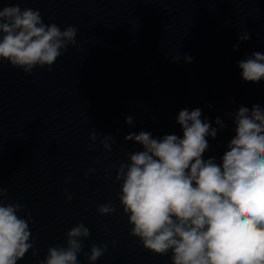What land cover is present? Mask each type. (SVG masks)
Masks as SVG:
<instances>
[{"label":"water","instance_id":"95a60500","mask_svg":"<svg viewBox=\"0 0 264 264\" xmlns=\"http://www.w3.org/2000/svg\"><path fill=\"white\" fill-rule=\"evenodd\" d=\"M15 3L39 10L46 25L77 28L50 71L0 62V201L22 205L33 245L18 264L67 247L80 223L89 235L78 238V264H93V245L107 246L94 264H172L171 251L155 254L130 234L117 174L142 149L125 136L182 135L179 111L200 108L212 127L224 121L204 154L219 163L235 112L264 101V79L245 83L237 67L264 49V0H0V9ZM104 204L114 211L101 214Z\"/></svg>","mask_w":264,"mask_h":264},{"label":"clouds","instance_id":"9594fccd","mask_svg":"<svg viewBox=\"0 0 264 264\" xmlns=\"http://www.w3.org/2000/svg\"><path fill=\"white\" fill-rule=\"evenodd\" d=\"M76 35L73 25L61 31L55 23L46 25L39 10L6 4L0 9V62L25 74L37 67L50 71L68 45L76 43ZM249 38L250 33L242 32L233 51ZM191 59L185 56L186 63ZM237 67L245 83L264 79V49L238 61ZM125 123L132 125L133 117H126ZM176 123L182 135L153 137L141 130L125 136L142 149L130 153L117 174L130 234L155 254L171 251L172 264H264V101L235 112L234 135L219 163L204 154L217 127H225L223 120L217 117V127H212L200 108L185 107ZM95 138L93 132L89 139ZM110 139L105 137V148ZM0 194L7 190L0 189ZM21 207L0 201V264H18L33 246L29 222L18 215ZM98 211L114 209L104 204ZM88 235L83 223L72 227L67 247L49 248L41 264H78V238ZM106 247L93 245L90 262L94 264Z\"/></svg>","mask_w":264,"mask_h":264}]
</instances>
